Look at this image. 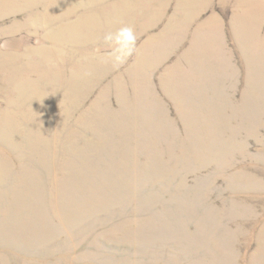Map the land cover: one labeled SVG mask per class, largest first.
<instances>
[{
    "label": "rangeland",
    "instance_id": "374dc122",
    "mask_svg": "<svg viewBox=\"0 0 264 264\" xmlns=\"http://www.w3.org/2000/svg\"><path fill=\"white\" fill-rule=\"evenodd\" d=\"M0 264H264V0H0Z\"/></svg>",
    "mask_w": 264,
    "mask_h": 264
},
{
    "label": "clouds",
    "instance_id": "9594fccd",
    "mask_svg": "<svg viewBox=\"0 0 264 264\" xmlns=\"http://www.w3.org/2000/svg\"><path fill=\"white\" fill-rule=\"evenodd\" d=\"M121 31L131 32L132 30L128 28L122 29ZM109 38H111V36ZM122 56V53L114 50L113 53L109 55L108 59H110L114 64H119L120 62H122Z\"/></svg>",
    "mask_w": 264,
    "mask_h": 264
}]
</instances>
